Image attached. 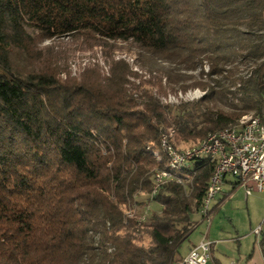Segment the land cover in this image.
I'll list each match as a JSON object with an SVG mask.
<instances>
[{"label": "trees", "instance_id": "trees-1", "mask_svg": "<svg viewBox=\"0 0 264 264\" xmlns=\"http://www.w3.org/2000/svg\"><path fill=\"white\" fill-rule=\"evenodd\" d=\"M64 36L199 78L135 84L111 60L106 76L61 79L35 40ZM188 90L202 95L161 102ZM248 114L264 121V0H0V264H178L214 165L150 196L159 142L193 147Z\"/></svg>", "mask_w": 264, "mask_h": 264}, {"label": "rangeland", "instance_id": "rangeland-1", "mask_svg": "<svg viewBox=\"0 0 264 264\" xmlns=\"http://www.w3.org/2000/svg\"><path fill=\"white\" fill-rule=\"evenodd\" d=\"M35 42L38 49L41 50L40 55L56 64L61 79L78 80L82 75L89 72V76H94V73L106 76L111 60L124 61L132 73L129 81L135 84L140 81L154 80L160 76H162L163 85L167 84V78L173 80L178 77L184 82L199 78L198 72H184L179 65L171 62H161L146 56L143 52L127 43L105 42L93 39L90 36H64L51 40L36 39ZM241 68L244 71V68ZM176 86L172 87L176 89ZM201 95L202 92L199 90H188L185 93L177 92L175 94L168 93L166 96L161 97V102L164 104H179L180 102L198 99ZM220 106H225V102H221ZM246 116L252 115L248 114ZM159 158L161 159L160 155ZM227 181H233V179L227 178ZM222 188H224V193L229 192L227 185H223ZM224 195L219 193L210 202L209 223L203 221L200 214L192 216L198 222V225L181 245L180 253L183 257L192 245H196L202 239L209 240L213 244L216 241L224 242L227 247L239 248L241 253L246 255H249L252 246H257L251 231L264 218L261 215L264 212V192L254 190L251 196L248 197L247 203L244 200V191L240 187L226 199H224L226 197ZM155 207L154 203H151L149 212ZM213 259L220 260L221 264H228L227 259L216 252L213 254ZM242 259H245V257H242ZM214 260L209 258L207 264H214Z\"/></svg>", "mask_w": 264, "mask_h": 264}, {"label": "built area", "instance_id": "built-area-1", "mask_svg": "<svg viewBox=\"0 0 264 264\" xmlns=\"http://www.w3.org/2000/svg\"><path fill=\"white\" fill-rule=\"evenodd\" d=\"M161 151L167 153L173 162L192 163L199 161V155L217 154L218 166L215 169L213 185L208 190L205 204L200 208L199 214L203 221L209 223L210 202L216 195L222 192V187L227 178H232L237 187L244 191V195L249 196L254 190L264 192V121L259 117L252 119L249 126L237 129L234 132H223L222 136H210L208 144L199 146L189 154L177 153L165 140L159 142ZM188 177L185 174V179ZM152 188L151 196H154L159 188L167 183L173 182L171 176L156 171L151 176ZM184 184L182 182H175ZM145 214L140 217L143 220ZM255 243L264 252V218L252 229ZM212 242L202 239L199 243L191 247L187 254L178 264H206L210 258Z\"/></svg>", "mask_w": 264, "mask_h": 264}, {"label": "bare ground", "instance_id": "bare-ground-1", "mask_svg": "<svg viewBox=\"0 0 264 264\" xmlns=\"http://www.w3.org/2000/svg\"><path fill=\"white\" fill-rule=\"evenodd\" d=\"M252 119H256V117L243 116L234 127L226 129V130H220V131H216L213 133H209L197 146H194V147L186 149V150H177V149L176 150L174 149V150L177 153L189 154L191 151H194L199 146H201L203 144H208V142L210 141V136H212L213 134H214V136H222L223 132L237 131V129L249 126L250 121ZM162 138H163V140H165L167 142L165 137H162ZM161 141H162V139H161ZM153 157H155L156 160H159V156L156 153L153 154ZM199 160H207V161L213 163V165H214V168L212 170L213 172H212L211 177L208 181L207 191H206L205 197H204L202 205H201V208H202L203 204H205V198H207V196H208V190L210 189V186L213 185V178H215V169H217V166H218V158H217V154H210V156H208V158H207V155H199ZM189 164L190 163H180L177 165V163L173 162L167 156L166 168L164 170H160V171L163 174L171 176V179L173 180V182L184 181V183L187 184V182L189 183V180H188V177L185 179V174H184V172H182V168L186 167ZM156 171H158V170H155L152 173V175H155Z\"/></svg>", "mask_w": 264, "mask_h": 264}, {"label": "crops", "instance_id": "crops-1", "mask_svg": "<svg viewBox=\"0 0 264 264\" xmlns=\"http://www.w3.org/2000/svg\"><path fill=\"white\" fill-rule=\"evenodd\" d=\"M234 183H235L234 181H226V183L224 184L227 185L229 188L228 193H224V188H222L221 193L226 195L224 199H226L231 193H233L235 190L239 188ZM249 196H251V194ZM249 196L245 197L244 195V200L246 203L248 202ZM261 215L264 216V212H262ZM215 252L218 255L225 257L227 259L228 264H264V252H262V250L257 246L256 247L252 246L250 248L249 255H246L245 253H241V250L239 248L233 249L227 247L224 242L216 241L215 244H213L211 250L210 258H212V260H214L213 254ZM242 257H245V259H242ZM214 264H221L220 260L218 259L214 260Z\"/></svg>", "mask_w": 264, "mask_h": 264}]
</instances>
